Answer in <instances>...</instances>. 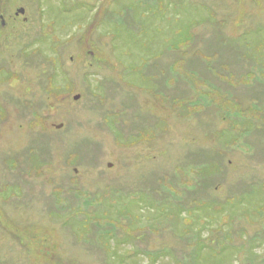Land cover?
I'll return each mask as SVG.
<instances>
[{
	"label": "rangeland",
	"instance_id": "374dc122",
	"mask_svg": "<svg viewBox=\"0 0 264 264\" xmlns=\"http://www.w3.org/2000/svg\"><path fill=\"white\" fill-rule=\"evenodd\" d=\"M3 2L0 264H264V0Z\"/></svg>",
	"mask_w": 264,
	"mask_h": 264
},
{
	"label": "flooded vegetation",
	"instance_id": "af4514ba",
	"mask_svg": "<svg viewBox=\"0 0 264 264\" xmlns=\"http://www.w3.org/2000/svg\"><path fill=\"white\" fill-rule=\"evenodd\" d=\"M6 3L3 2V0H0V34L1 32H5L10 28V25L15 23L20 26H32L33 20L30 18L29 14H26L29 10L25 9L24 7H19L15 9V12L11 11L10 7L9 9L6 8ZM27 10V11H26Z\"/></svg>",
	"mask_w": 264,
	"mask_h": 264
},
{
	"label": "water",
	"instance_id": "95a60500",
	"mask_svg": "<svg viewBox=\"0 0 264 264\" xmlns=\"http://www.w3.org/2000/svg\"><path fill=\"white\" fill-rule=\"evenodd\" d=\"M79 98H80L79 96H76V97H75L76 100H78ZM59 127H61V126H59Z\"/></svg>",
	"mask_w": 264,
	"mask_h": 264
},
{
	"label": "trees",
	"instance_id": "16d2710c",
	"mask_svg": "<svg viewBox=\"0 0 264 264\" xmlns=\"http://www.w3.org/2000/svg\"><path fill=\"white\" fill-rule=\"evenodd\" d=\"M156 258V260L158 259V257H155Z\"/></svg>",
	"mask_w": 264,
	"mask_h": 264
}]
</instances>
